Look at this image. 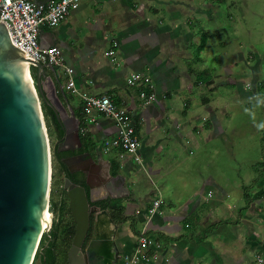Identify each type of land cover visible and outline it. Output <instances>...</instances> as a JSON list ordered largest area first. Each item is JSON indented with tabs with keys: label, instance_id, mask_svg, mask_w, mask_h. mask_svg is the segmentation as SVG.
Returning <instances> with one entry per match:
<instances>
[{
	"label": "crops",
	"instance_id": "crops-1",
	"mask_svg": "<svg viewBox=\"0 0 264 264\" xmlns=\"http://www.w3.org/2000/svg\"><path fill=\"white\" fill-rule=\"evenodd\" d=\"M223 1L226 2L82 0L80 7L60 25H45L41 30L42 46L57 45L64 49L65 60L74 68L78 86L82 89L101 86L103 90L87 93H106L123 102L131 111L140 135L139 159L117 149L119 152L107 167L101 144L115 133L116 126L102 113H96V122L87 126L98 142L92 156L100 166L98 177L106 182L105 185L98 180L93 183V196L96 201L108 198L117 201L124 206L125 215L130 216L120 221L110 209L100 205L108 213L99 212L97 219L100 243L97 252H110L107 264H124L121 254L135 250L142 230L160 244L159 248L147 251L151 264H232L239 257L237 248L244 252L248 242L252 246L257 243L242 236L245 224L241 219L231 224L232 220L225 216L231 212L233 191L230 179L221 176L226 171H218L216 175L204 170L198 174L202 152L209 160L224 152L207 143L223 139L220 133L226 132L230 105L223 103L226 94L217 90L220 83L215 79L218 75L224 78L231 69L224 63L221 70L205 64L200 50L207 52L208 36L213 38L216 33L206 34L203 31L208 29L197 24L202 19L208 25L209 19L218 20L214 5ZM189 13L197 17H190ZM203 39L205 46L201 48ZM110 51L113 53L109 54ZM130 69L133 74L151 78L154 99L149 105L141 97L140 89L144 86L128 83L133 74L125 78ZM205 69L211 71L213 84L198 80L197 72ZM225 83V79L221 81V85ZM206 89L219 93L216 100L206 94L199 97ZM59 93L63 102L73 107L76 116L82 115L85 120L81 99L76 103L75 95L65 89L63 94ZM181 100H185L184 107ZM178 103L181 106L176 107ZM222 159L225 164V157ZM113 161L120 163L117 174L112 173ZM156 199L162 203L151 212ZM244 206L239 209V215L246 220ZM91 217L90 237L96 222L94 213ZM133 218L137 221L134 226ZM205 230L210 231L202 239L199 234Z\"/></svg>",
	"mask_w": 264,
	"mask_h": 264
},
{
	"label": "water",
	"instance_id": "water-1",
	"mask_svg": "<svg viewBox=\"0 0 264 264\" xmlns=\"http://www.w3.org/2000/svg\"><path fill=\"white\" fill-rule=\"evenodd\" d=\"M48 68L54 77L48 74ZM60 91L63 94L64 89L55 67L39 62L30 65L25 52L12 42L6 24L0 21V264H33L43 233L53 225L51 210L52 221L45 226L51 196L52 149L43 102L62 124L64 143L58 149L82 144L80 118L69 102H63ZM71 160L63 159L68 173L76 170ZM77 161L82 166L79 169L88 170L84 161ZM87 161L99 168L92 157ZM87 183L89 190L70 176L64 179L76 223L68 264H107L106 250L97 252V219L99 212L108 210L92 204L96 201L95 191L89 180ZM93 213L94 233L85 245Z\"/></svg>",
	"mask_w": 264,
	"mask_h": 264
},
{
	"label": "rangeland",
	"instance_id": "rangeland-1",
	"mask_svg": "<svg viewBox=\"0 0 264 264\" xmlns=\"http://www.w3.org/2000/svg\"><path fill=\"white\" fill-rule=\"evenodd\" d=\"M214 6L216 8L214 16L218 20L209 19V25L204 19L197 23L203 29H208L203 31L206 34L216 33L213 38L208 36L207 42L210 46L207 52L202 53V50L200 52L201 58L205 60L208 67L215 66L221 70L223 63L230 67L231 72L226 71L227 75L224 78L218 75L215 79L217 84L220 83L217 90L225 91L226 100L223 103L230 105V109L225 121L226 132L220 133V136L226 140L216 138L207 143L209 146L220 147L224 152L215 156L213 160H209V156L202 152L198 158V174L204 170L216 175L218 171H226V174L221 176H225L224 179H230L233 191L230 198L231 212L225 216L232 220L231 224H236L237 218L241 219L244 222L243 225L245 224L242 227V236L249 241H257L254 246L248 242L244 252H240L237 248L239 257L232 264H262L258 256L260 253L264 254L261 252V250L264 251V0H226ZM189 16L197 17L193 13H189ZM193 50L195 52L194 48ZM218 56L220 59H217ZM221 62L222 65H220ZM129 74H133L132 69L128 71L125 78L128 79ZM224 79L226 83L221 85ZM64 80L65 77L60 81ZM101 90H103L101 86L82 89L84 92ZM204 94L216 100L219 93L216 90L210 92L206 89L199 97ZM78 98V95L74 96L76 103ZM181 101L184 107L185 100ZM181 104L178 103L176 107ZM49 137L53 174L51 189L54 187L53 198L57 202V210L53 212L54 223L62 213L63 202L66 201V205H69V198L64 188V173L60 169L58 160L53 156L56 136L52 133ZM193 140L196 143V138ZM102 152V158L104 157L103 160L106 161L104 163L110 167V159L119 150L102 149ZM222 157H225V164ZM229 160L230 163L227 164ZM245 189L250 190L252 202L245 210L247 219L243 220V217L239 215V209L247 202L244 196ZM48 211L52 212L50 203ZM63 215L62 225H65L71 221V214L66 211ZM35 264H42V262L38 259Z\"/></svg>",
	"mask_w": 264,
	"mask_h": 264
},
{
	"label": "built area",
	"instance_id": "built-area-1",
	"mask_svg": "<svg viewBox=\"0 0 264 264\" xmlns=\"http://www.w3.org/2000/svg\"><path fill=\"white\" fill-rule=\"evenodd\" d=\"M81 1L49 0L46 3H38L35 0H0V21L6 24L12 42L25 52L30 65L33 66L38 62L52 65L59 77H65L62 86L66 92L78 95L81 99L87 124L96 122V113H102L113 121L116 126L115 133L102 142L103 150L122 149L135 154L139 159L137 150L140 145V135L129 108L110 94L94 95L82 91L74 77V68L65 60L64 49L57 45L44 47L40 43L43 26L60 25L72 11L80 7ZM128 83L151 89L153 87L151 78L141 74H133L128 79ZM141 97L145 104L149 105L154 99V92L146 95L141 91ZM81 131L87 132L88 128H81ZM161 203V199H156L150 211L157 210ZM159 247V242L142 230L135 250L132 253H122L121 258L124 264H151L147 251ZM258 257L264 264V254L260 253Z\"/></svg>",
	"mask_w": 264,
	"mask_h": 264
},
{
	"label": "trees",
	"instance_id": "trees-1",
	"mask_svg": "<svg viewBox=\"0 0 264 264\" xmlns=\"http://www.w3.org/2000/svg\"><path fill=\"white\" fill-rule=\"evenodd\" d=\"M205 41L206 40L203 39V41H202L203 44L201 43V48L205 46ZM34 70H35V68L33 67L32 73H33V76L35 77ZM207 75H209V77H207ZM197 77H198V80L204 81L205 84H213L215 82V80L211 76V71L207 70V69L202 70L200 72H197ZM140 91H144L146 95H150L153 92L152 89L149 87H147V88L141 87ZM66 95H67V93H66ZM42 105H43V111H44L45 120H46V124H47L49 134L51 135L53 133L56 137L61 136L64 133V131L62 130V127L57 123V120L54 116L53 109L44 102L42 103ZM78 117L80 118L81 140L84 143L86 148L94 150L98 146V142L92 137V134L89 132V130L87 132L82 133L81 128H86L88 126V124H87L86 120H84L82 115H79ZM120 150L122 152H126L125 150H122V149H120ZM65 153L66 152L59 151L57 147L53 148V156L55 159L58 160V162L60 164V169H61V171H63V173L65 170L64 168H66L65 163L62 162V158L64 157ZM119 170H120V163L117 161H113L112 162V173L117 174ZM52 177H53V174H52ZM71 179L75 182H78L76 178L73 179L71 177ZM51 191L52 192H51V196H50V209L53 212L54 211L56 212L57 202L53 198L54 187H53V189H51ZM244 196L246 197V200H247L246 205L244 206V208L246 209L248 206L251 205V202H252L250 190L245 189ZM92 204L101 205L103 208L110 209L112 211L113 215L115 217H117L118 220L120 219V221H125L130 217L128 215L127 216L125 215V209H124L123 205L119 204L117 201H114L110 198H108L106 200L103 199V200H99V201H94V202H92ZM67 205H66V201H64L62 208H61L62 213H61L59 219L54 221L49 232L43 233L41 240H40L38 250L36 252V255H35V258L33 261V264H35V262L38 259H40L42 264H68V251H69V248L71 246L73 237L75 235L76 223H75L74 218L71 214V210L69 208V205L68 206ZM66 211L71 214L70 215L71 221L67 222L65 225H62L63 216H64L63 214ZM135 224H137V221L133 218L131 225L134 226ZM91 231H92V228H90L89 235L87 237V241H86L85 245L87 244L88 239L91 236ZM209 231L210 230H205V231L201 232L199 235L203 239L204 237L207 236ZM63 245H64V247H63ZM61 246H62V249H61ZM261 252H264V251L261 250Z\"/></svg>",
	"mask_w": 264,
	"mask_h": 264
},
{
	"label": "flooded vegetation",
	"instance_id": "flooded-vegetation-1",
	"mask_svg": "<svg viewBox=\"0 0 264 264\" xmlns=\"http://www.w3.org/2000/svg\"><path fill=\"white\" fill-rule=\"evenodd\" d=\"M59 79L61 80V77ZM61 83H62V81H61ZM53 112H54V110H53ZM54 116H55V118L57 120V123L62 127V124L57 119L55 112H54ZM62 130H63V128H62ZM63 134L61 136H57L56 139H55V143L54 144H56L57 148L58 147L61 148V146L64 143V141L61 140ZM80 138H81V136H80ZM81 142H82V140H81ZM72 143H74V142H72ZM58 150L61 151V152H66L64 157L62 158V162H63V159H65V158L72 159L70 164L73 166V168L76 169L75 171H73L71 173H68L67 165L65 164L66 168H64L65 169L64 170V179L67 176H70L73 179L76 178L78 183H82L83 185H85L87 187V190H89V185L87 183V180H89V183L92 184V186L94 185L93 183H97V180L102 185L106 184V182L103 179L98 177V174L100 173L99 172L100 171L99 168H96V166L95 167L92 166L91 163H89L87 161L90 157L94 156L93 155V151L94 150L86 148L83 142H82V144L80 146L77 145L76 147H73L71 149H66V150L58 149ZM78 159L84 161V165L83 166H85L84 168L88 169L87 171L78 168V167H82L78 163V161H77ZM89 169L92 170V173H89ZM91 228H92V217H91ZM108 250H109V248H108ZM107 255L111 256L110 252L107 253Z\"/></svg>",
	"mask_w": 264,
	"mask_h": 264
},
{
	"label": "bare ground",
	"instance_id": "bare-ground-1",
	"mask_svg": "<svg viewBox=\"0 0 264 264\" xmlns=\"http://www.w3.org/2000/svg\"><path fill=\"white\" fill-rule=\"evenodd\" d=\"M49 210V209H48ZM46 211L45 213V226L47 227L51 223L52 219V214L50 211Z\"/></svg>",
	"mask_w": 264,
	"mask_h": 264
}]
</instances>
